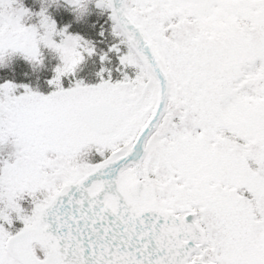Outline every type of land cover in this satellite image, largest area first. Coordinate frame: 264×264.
<instances>
[{"label":"snow or ice","instance_id":"snow-or-ice-1","mask_svg":"<svg viewBox=\"0 0 264 264\" xmlns=\"http://www.w3.org/2000/svg\"><path fill=\"white\" fill-rule=\"evenodd\" d=\"M16 5L0 51L61 64L48 95L0 84V264H264V0H96L122 79L68 88L94 48Z\"/></svg>","mask_w":264,"mask_h":264},{"label":"flooded vegetation","instance_id":"flooded-vegetation-1","mask_svg":"<svg viewBox=\"0 0 264 264\" xmlns=\"http://www.w3.org/2000/svg\"><path fill=\"white\" fill-rule=\"evenodd\" d=\"M96 0H88L86 11L78 16L75 12L72 15V32L78 35L82 40L87 41L93 48L94 54L84 57L81 61L80 67L77 71L78 76L90 77L88 85H95L100 82L101 76L105 79L110 78L112 82L122 79L121 72L117 71L119 67L118 56L115 53L108 52V49L114 43L115 38L111 32V20L106 19L104 16L98 15L96 9H100L95 5ZM23 4L24 9H44L50 14L49 18L58 21L61 16L68 17L69 12L63 9H73L68 3V0H17V4ZM58 23H61L58 21ZM103 33V35H101ZM107 54V58L102 62L100 56ZM55 57V60H54ZM39 59L43 62L44 67L51 66L52 63L60 62L56 55H41ZM48 62H51L49 64ZM105 69L101 73V69ZM44 74H51L50 71H43ZM134 70L129 69L128 74L134 75ZM100 73V75H98ZM99 159L98 154L93 150L89 151L85 160L88 162H95Z\"/></svg>","mask_w":264,"mask_h":264},{"label":"trees","instance_id":"trees-1","mask_svg":"<svg viewBox=\"0 0 264 264\" xmlns=\"http://www.w3.org/2000/svg\"><path fill=\"white\" fill-rule=\"evenodd\" d=\"M41 66V65H40ZM18 53H13L6 58L3 64H0V84L10 82L16 85L14 94L24 91L27 86L30 90L44 91L47 74L43 71H49L48 67H40ZM47 76V77H46ZM81 80H91L90 77H79Z\"/></svg>","mask_w":264,"mask_h":264},{"label":"clouds","instance_id":"clouds-1","mask_svg":"<svg viewBox=\"0 0 264 264\" xmlns=\"http://www.w3.org/2000/svg\"><path fill=\"white\" fill-rule=\"evenodd\" d=\"M88 3V0H79L78 5H71L73 8V11L78 15H82L86 11V5ZM18 51L12 49V48H5L2 51H0V64H3L11 54L16 53ZM18 145V140L13 134L11 129H5L2 134H0V149L3 148H11L13 150L16 149ZM92 148L88 145H85L82 147L78 153L76 154L75 159L76 160H85V157L88 155L89 151Z\"/></svg>","mask_w":264,"mask_h":264},{"label":"rangeland","instance_id":"rangeland-1","mask_svg":"<svg viewBox=\"0 0 264 264\" xmlns=\"http://www.w3.org/2000/svg\"><path fill=\"white\" fill-rule=\"evenodd\" d=\"M95 5H96V1H95ZM41 12H43L44 15L47 16V17L49 18L50 14L46 13L43 9H36L35 12H34L33 14H31V15L28 14V15H25L24 17H22V19H21V23H22L24 26H26V27L34 26V27L37 28V31H38V32H42L43 29H41L40 26H39V22H40V19H41V17H40L39 14H40ZM98 12L100 13L101 16H104L106 19H109V13L106 12V10L99 9ZM98 15H99V14H98ZM49 20L51 21L50 18H49ZM51 22H52V21H51ZM110 24H111V22H110ZM57 33H60V31H57V30L55 29V32H54V34H53V36H52V39L58 43V42L60 41V39H62V37H61L60 35H57ZM64 35L78 36V35H76L75 33L66 32V31H65V34H64ZM39 48H40V50L42 49V53H45V54H46L45 50H46V51H49V52H53V51H54L53 49L48 48V47L44 46L43 44H41V45L39 46ZM48 54L52 56V54H50V53H48ZM56 54H57V53H55V55H56ZM57 58H58L59 61H60V58H59L58 56H57ZM31 62L34 63V64H36V65H40V64H41L40 62H39L38 64H37L36 62H34V61H31ZM60 63H61V62H60ZM57 66H60V64L57 65ZM53 71H55V70L52 69L51 72H53ZM133 73H134V72H133ZM55 74H56V73H54V76H55ZM61 86H62V85H61ZM48 87H50V84H49ZM51 90H52V91L55 90V86H54V85H51ZM33 92H36V93H39V94H42V95H48V94H50V93L45 94V93H41V92H37V91H33ZM20 94H23V92L20 93ZM20 94H19V95H20ZM93 150L95 151L94 148H93ZM17 222H18V221H17Z\"/></svg>","mask_w":264,"mask_h":264}]
</instances>
